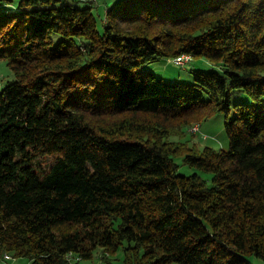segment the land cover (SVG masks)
Wrapping results in <instances>:
<instances>
[{"label":"trees","instance_id":"1","mask_svg":"<svg viewBox=\"0 0 264 264\" xmlns=\"http://www.w3.org/2000/svg\"><path fill=\"white\" fill-rule=\"evenodd\" d=\"M60 1L0 0L13 73L0 90V253L264 261V0H121L101 29L91 5ZM184 53L221 71L187 83L145 69ZM234 90L252 103L224 121L226 150L182 140L228 117ZM177 158L198 171L179 173Z\"/></svg>","mask_w":264,"mask_h":264},{"label":"rangeland","instance_id":"2","mask_svg":"<svg viewBox=\"0 0 264 264\" xmlns=\"http://www.w3.org/2000/svg\"><path fill=\"white\" fill-rule=\"evenodd\" d=\"M17 1V0H16ZM61 0L60 2H62ZM66 2H71L76 4L77 6L84 7L91 5L93 8L94 16L98 23L99 29H101V25L105 20V7L111 6L114 3H117L121 0H65ZM92 1L93 3L86 2ZM126 2V3H125ZM132 0H124L122 4H129ZM55 40H58V36H54ZM146 71H151L158 78H162L167 82H192L193 80V71H210L216 70L220 72V68L218 66H212L207 63V61L203 58H192L189 63H186L184 66H176L174 65L170 59L167 58H158L152 62H149L145 65ZM13 77L12 70L6 64L5 59L0 58V90L1 88ZM252 103L250 98L240 90L232 91L230 95V103L231 108L228 113V117H225L223 113H216L211 115L209 118L203 120V122L199 125L198 122H194L191 125H187L184 129L186 131V135L182 138V140H188L189 144L196 145L198 148H202L205 145L211 146L213 148L219 149L222 148L226 150L228 148V138L224 130V121L226 119L232 118L235 114V103ZM264 103V98L262 100ZM198 124L199 129L196 132H190L189 128ZM194 133V134H193ZM170 139H178L176 136H171ZM176 161L179 164L178 172L181 174H189L194 171H198L195 168L188 167L181 163L180 158H177ZM42 165H45L44 162H41ZM103 251L100 247L96 248L94 251V261H90V263H97L100 261L99 254ZM12 255V254H11ZM97 257V258H96ZM112 261V264H121L122 258V250L119 248L113 255L109 257ZM17 259H25V257H16L14 258L12 255V259L9 261L1 260L0 264H17ZM84 260V259H83ZM252 262L254 264H264V261L252 257ZM86 261V260H85ZM89 263V260L87 262ZM100 264H103L102 261Z\"/></svg>","mask_w":264,"mask_h":264},{"label":"bare ground","instance_id":"3","mask_svg":"<svg viewBox=\"0 0 264 264\" xmlns=\"http://www.w3.org/2000/svg\"><path fill=\"white\" fill-rule=\"evenodd\" d=\"M184 55H190V54H187V53L180 54V55L177 56V59H184ZM191 127H199V125L198 124H194ZM191 127L189 128V131L190 132H196ZM0 257H3V259H6V260L12 259V255L7 253V252L6 253H0ZM68 258H69V260L71 262H75L76 264H96L94 262L90 263V261H89V263H85V262H87V260L85 261V259L83 260V258L80 257L79 255H74L72 253H68Z\"/></svg>","mask_w":264,"mask_h":264},{"label":"built area","instance_id":"4","mask_svg":"<svg viewBox=\"0 0 264 264\" xmlns=\"http://www.w3.org/2000/svg\"><path fill=\"white\" fill-rule=\"evenodd\" d=\"M171 62L176 66H184L186 63H189L192 60L191 55H184V59H177V56H174L170 58ZM194 131H197L199 127H191ZM1 260L9 261L6 259H3V257H0ZM101 260L98 261L96 264H100ZM71 264H76L75 262H71Z\"/></svg>","mask_w":264,"mask_h":264},{"label":"crops","instance_id":"5","mask_svg":"<svg viewBox=\"0 0 264 264\" xmlns=\"http://www.w3.org/2000/svg\"><path fill=\"white\" fill-rule=\"evenodd\" d=\"M17 264H28V260L26 259H17Z\"/></svg>","mask_w":264,"mask_h":264}]
</instances>
